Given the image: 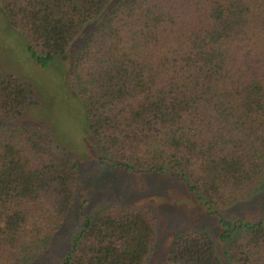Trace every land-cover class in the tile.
<instances>
[{
	"label": "trees",
	"instance_id": "obj_1",
	"mask_svg": "<svg viewBox=\"0 0 264 264\" xmlns=\"http://www.w3.org/2000/svg\"><path fill=\"white\" fill-rule=\"evenodd\" d=\"M42 66L81 35L66 87L80 97L101 163L179 181L211 214L257 193L264 172V0H0ZM78 40V39H77ZM35 102L0 68V264H40L72 214L77 165ZM106 201V200H105ZM85 211L51 264H149L156 219L115 199ZM188 227L162 264H264V216Z\"/></svg>",
	"mask_w": 264,
	"mask_h": 264
},
{
	"label": "rangeland",
	"instance_id": "obj_2",
	"mask_svg": "<svg viewBox=\"0 0 264 264\" xmlns=\"http://www.w3.org/2000/svg\"><path fill=\"white\" fill-rule=\"evenodd\" d=\"M78 39V40H77ZM81 35L68 51L57 56L48 66L38 65L25 49L22 36L10 26L0 8V68L18 76L33 90L35 102L27 105L21 114L10 119L12 125H41L55 143L76 163L79 187L74 195L72 214L56 234L48 255L40 264H51L67 248L66 239L75 232L79 222L76 211L86 199L85 211L93 206L119 199L121 202L141 204L155 216L156 240L149 264H162L168 242L181 230L204 227L217 241L222 230L221 219L252 220L264 216V172L257 193L246 202H234L216 214H211L201 201L176 179L156 172L128 173L120 167L101 163V148L87 128L85 110L78 94L64 84Z\"/></svg>",
	"mask_w": 264,
	"mask_h": 264
}]
</instances>
